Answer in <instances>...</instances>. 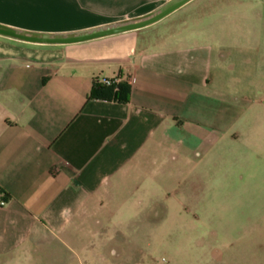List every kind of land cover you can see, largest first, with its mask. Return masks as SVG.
Segmentation results:
<instances>
[{"label":"crops","instance_id":"obj_1","mask_svg":"<svg viewBox=\"0 0 264 264\" xmlns=\"http://www.w3.org/2000/svg\"><path fill=\"white\" fill-rule=\"evenodd\" d=\"M165 1L0 0V24L67 33ZM197 1L80 43L0 36V264H151L127 252L128 231L145 228L163 199L208 180L211 150L249 110L236 89L243 81L225 87L228 66L237 69L228 60L242 49H222L205 23L213 13H194ZM113 77L128 86L127 102L92 90ZM195 250L171 264L242 261L221 244Z\"/></svg>","mask_w":264,"mask_h":264},{"label":"rangeland","instance_id":"obj_2","mask_svg":"<svg viewBox=\"0 0 264 264\" xmlns=\"http://www.w3.org/2000/svg\"><path fill=\"white\" fill-rule=\"evenodd\" d=\"M204 10L213 13L205 23L219 34L222 49H242L234 63L228 60L237 69L228 66L225 87L243 81L236 89L249 110L211 150L209 179L195 181L188 197L163 199L145 228L128 231L126 249L151 264H171L202 244H221L241 257L228 264H264V0H198L194 13L201 17ZM209 229L210 236L194 242ZM236 238L242 240L229 242Z\"/></svg>","mask_w":264,"mask_h":264},{"label":"water","instance_id":"obj_3","mask_svg":"<svg viewBox=\"0 0 264 264\" xmlns=\"http://www.w3.org/2000/svg\"><path fill=\"white\" fill-rule=\"evenodd\" d=\"M189 1L191 0H167L156 9L140 16L67 33L32 32L0 24V36L36 44L60 45L80 43L149 26L171 14Z\"/></svg>","mask_w":264,"mask_h":264},{"label":"trees","instance_id":"obj_4","mask_svg":"<svg viewBox=\"0 0 264 264\" xmlns=\"http://www.w3.org/2000/svg\"><path fill=\"white\" fill-rule=\"evenodd\" d=\"M92 90L94 91L96 90L98 92L97 96L101 95L103 97L112 98L119 102H127L128 100V96H127L128 86L123 83H119L116 89L114 87H110V86L107 87L102 84H94ZM90 96L91 97L95 96L93 94V91Z\"/></svg>","mask_w":264,"mask_h":264},{"label":"built area","instance_id":"obj_5","mask_svg":"<svg viewBox=\"0 0 264 264\" xmlns=\"http://www.w3.org/2000/svg\"><path fill=\"white\" fill-rule=\"evenodd\" d=\"M121 83L120 77H113V78H105L101 81V84L107 87H114L117 88V85ZM66 166H69L68 163H64ZM6 204V201L1 197L0 195V206H4Z\"/></svg>","mask_w":264,"mask_h":264}]
</instances>
